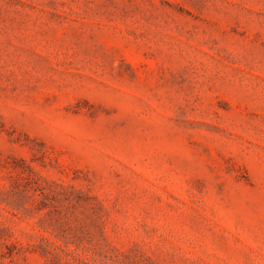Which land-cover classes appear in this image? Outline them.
I'll return each instance as SVG.
<instances>
[{
    "label": "rangeland",
    "instance_id": "rangeland-1",
    "mask_svg": "<svg viewBox=\"0 0 264 264\" xmlns=\"http://www.w3.org/2000/svg\"><path fill=\"white\" fill-rule=\"evenodd\" d=\"M0 264H264V0H0Z\"/></svg>",
    "mask_w": 264,
    "mask_h": 264
}]
</instances>
